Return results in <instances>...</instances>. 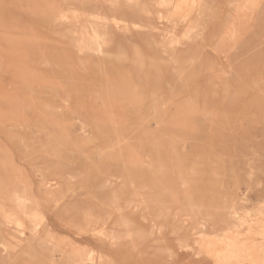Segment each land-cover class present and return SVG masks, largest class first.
Instances as JSON below:
<instances>
[{"label": "rangeland", "instance_id": "374dc122", "mask_svg": "<svg viewBox=\"0 0 264 264\" xmlns=\"http://www.w3.org/2000/svg\"><path fill=\"white\" fill-rule=\"evenodd\" d=\"M15 218L62 264H264V0H0Z\"/></svg>", "mask_w": 264, "mask_h": 264}, {"label": "bare ground", "instance_id": "6f19581e", "mask_svg": "<svg viewBox=\"0 0 264 264\" xmlns=\"http://www.w3.org/2000/svg\"><path fill=\"white\" fill-rule=\"evenodd\" d=\"M7 208H8V206H7ZM8 214H10V213H8ZM16 218H15V220L13 219L14 221H12V222H4V226H5V229H7L6 230L7 232L5 234L3 233L4 236H2L0 238L1 239L0 240V252H5L7 254L9 253V255H10L11 252H13V253H17L18 252L16 257H15V261L20 262L19 264H29V262H32L30 264H33L34 262H37L41 258L43 260H44V258H46L49 264H62V262H64L63 260H66V257H67L66 253L61 254L63 256V259H62L61 262H58L55 259V253L57 252V249L50 247L53 244L50 245V243H47V241L49 239L47 241H44L45 239L44 240L41 239V237L39 235V225H38V223H36V222L33 223V229H32V232H31V237H33V240L29 241V237L30 236H29V234L27 232V229L25 227H23V225L20 224L19 219H16ZM9 226L11 228H9ZM8 229H12L13 231L12 230L9 231ZM49 237H51V235ZM35 246H38V247L40 246L41 251L35 249L36 248ZM18 247H19V249H18ZM60 250H62V249H60ZM69 251H70V249H69ZM70 252H72V251H70ZM67 253H68V251H67ZM70 260H71V258H70ZM39 263H40V261H39Z\"/></svg>", "mask_w": 264, "mask_h": 264}]
</instances>
